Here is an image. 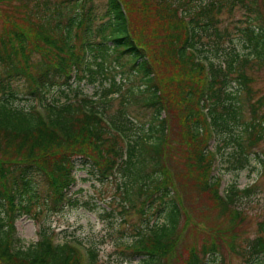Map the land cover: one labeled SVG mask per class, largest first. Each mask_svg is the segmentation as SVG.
Returning <instances> with one entry per match:
<instances>
[{"label": "trees", "instance_id": "trees-1", "mask_svg": "<svg viewBox=\"0 0 264 264\" xmlns=\"http://www.w3.org/2000/svg\"><path fill=\"white\" fill-rule=\"evenodd\" d=\"M123 6L121 0L41 1L36 22H30L32 13L26 11L22 22L4 24L0 34V264H75L77 253L71 242L83 248L81 243L65 239L54 245L41 230L37 243L23 249L17 247L22 241L14 222L41 209L49 213L78 205L69 194L77 161L78 170L98 184L118 172L122 197L116 198L127 206H133L136 187L140 188L147 197L140 212L155 219L152 226L137 230L127 249L139 258L138 264H161L160 245L169 240L185 214L179 205L180 191L163 174L160 161L167 151L172 106L192 132L184 145L187 170L195 178L200 176L202 184L196 180L197 187L210 194L216 206L224 201L218 193V177L210 174L214 158L220 150L235 147L231 155L239 156L236 162L243 168L249 152L264 140V114L258 116L263 100L258 105L251 102L247 75L254 64L264 66V6L259 0L156 1L151 20L162 22L161 40L172 68L177 67L168 80L177 81L175 99L165 94L152 57L134 39ZM223 12L232 16L229 23L218 17ZM34 45L48 48L46 64L39 61L36 71H26L20 62H29ZM107 68L119 80L109 78L108 91L99 99L107 102L108 93L128 82L134 86L128 91L130 97L148 110V119L135 131L124 110L110 114L103 100L85 96L79 86L83 80L93 84L94 74H106ZM32 97L39 107L16 106ZM245 108L250 121L243 120ZM206 136H211L207 149L211 141L215 146L210 147L212 153L206 149L207 141L201 148L198 145L202 142L198 138ZM168 144L173 145L170 140ZM250 192L230 186L223 199L241 216L236 200ZM259 229L261 236L246 247L248 264H264V221ZM93 248L90 244L85 251L95 261Z\"/></svg>", "mask_w": 264, "mask_h": 264}, {"label": "rangeland", "instance_id": "rangeland-1", "mask_svg": "<svg viewBox=\"0 0 264 264\" xmlns=\"http://www.w3.org/2000/svg\"><path fill=\"white\" fill-rule=\"evenodd\" d=\"M41 1L52 4L60 0H0V34L6 27L5 22L20 23L23 19L25 20L26 11L32 13L30 22H36L35 10ZM121 1L129 18L134 39L144 46L152 57L155 71L164 83L165 94L175 99L174 87L177 81L176 79L172 82L168 80L174 78L177 67L172 68L174 63L167 56L165 45L161 40L160 23L162 22L151 20L157 0ZM259 1L264 6V0ZM240 16L241 13L237 12L236 17ZM218 17L224 23H229L232 18L227 12H223ZM35 45V49H32V55L35 57L29 54L27 64L20 62V66L26 71H36L39 68V61L46 64L44 54L48 53L46 52L48 48ZM30 56H32L31 59ZM107 71L106 74L101 71L95 73L93 84L88 83L87 80L79 84L85 96L105 102L99 97L108 91V79L115 77V83L119 80L116 73L108 68ZM247 75L250 78L249 86L253 96L251 102L258 105L259 101L263 100V105L259 107L261 108L259 116L264 114V66L259 67L254 64L247 70ZM133 87L128 82L120 83L117 91L114 89L108 93V100L104 106L108 107L110 114L116 115L124 110L132 123V130L135 131L136 125L140 126L142 121L148 119V110L140 107L142 102L139 99L130 97L128 94L129 89ZM54 93L58 98L59 93L55 91ZM54 93L48 94L49 99H52L50 96ZM130 99L132 100L129 102ZM39 103L36 97H32L16 103V106L37 108L40 106ZM245 111L243 120L250 121V112L246 108ZM167 125L170 132L166 145L167 151L161 156L160 161L165 169L163 174L167 177L169 175L175 191L177 187L181 193H178L181 196L179 205L183 206L185 214L169 240L159 244L164 249L161 256L159 255L161 264H191L194 260L205 264H248L246 247L251 240L261 236V232L263 233L259 229V223L264 221V140L257 143L253 152H249V162L245 163L243 168H240L243 163L236 162L239 156L235 158L231 155L235 147L220 150L214 158L210 164L213 166L210 174L218 177V193L224 201L217 202L216 206L210 194L200 191L197 187V181L202 184L200 176L195 178L194 174H190L187 170L188 151L185 155L184 145L186 146L187 139H192V132L189 131L188 124L184 123L183 117L179 115V109L174 106L170 107L168 112ZM210 138L211 136L209 138L206 136L204 139L198 138V142L202 141L198 144L199 147L201 148L207 141V149ZM169 140L173 145L168 144ZM212 144L211 141L209 144L211 146L207 149L210 153H212L210 147H215ZM76 166L80 168L79 161ZM78 169L75 173V185L69 194L74 196L79 206L72 204L71 207L65 206L58 212L49 211V213L41 209L35 216L20 217L14 222L16 235L19 241H22L17 247L24 249L37 243L38 235L42 230L49 234L46 239L54 245L61 244L65 239L75 240L83 245L82 248L71 242V246L77 253L75 264H138L139 258L127 249V245L134 239L137 230L147 225L152 226L154 222V216L147 212L142 215L140 212L147 197L140 192V188L136 187L132 198L134 204L131 206L129 203L127 206L123 204L122 199L119 202L116 198L122 197L119 193L118 183L121 177L118 172L115 177L112 175V179L98 184L91 180L85 171ZM230 186H236L240 191L245 189L252 191L243 193L236 200L237 208L242 211L241 216L235 214V210L223 199ZM122 207L125 210H122ZM90 244L94 245L95 261L90 260L85 251ZM151 245L155 244L152 242Z\"/></svg>", "mask_w": 264, "mask_h": 264}]
</instances>
